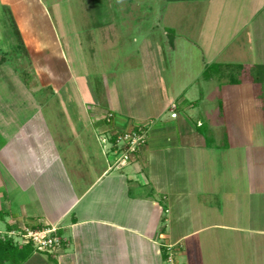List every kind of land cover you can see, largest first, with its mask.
Segmentation results:
<instances>
[{
  "label": "rangeland",
  "instance_id": "rangeland-1",
  "mask_svg": "<svg viewBox=\"0 0 264 264\" xmlns=\"http://www.w3.org/2000/svg\"><path fill=\"white\" fill-rule=\"evenodd\" d=\"M261 1L0 0V154L12 147L23 152L22 142L17 141L20 131H27L30 120H42L56 146L66 150L67 164L79 163L81 154L87 156L106 147V143L99 146L93 135L100 136L101 130L93 129L92 122L103 125V117L98 115L99 119L91 121L89 109L108 96L113 102L118 99L122 108L135 109L155 100L160 88L166 91L165 100L169 89L178 94L186 83L199 79L201 93L207 95L201 104L202 115L220 110L216 88L232 77L251 82L255 70L236 69L232 75L228 71H224L226 75L212 73L213 82L205 81L203 72L211 64L250 62L253 51L246 45L250 30L243 27L240 32V28ZM240 42L245 43L244 50L239 49ZM250 46H256L259 57L261 43ZM253 90L245 93L249 132L254 142L264 143V122L252 108L257 101ZM263 95L264 91L261 98ZM204 116L199 131L210 146L217 139L209 136L222 133L224 123L214 127L213 115L208 119ZM24 161L23 157L22 166ZM91 163L98 167L100 162L95 158ZM4 170L0 160V173L5 176ZM233 176V172H226L214 182H221L223 187H218L219 193L212 189L217 196L211 191L207 194L205 201L210 209H216L217 216L205 219V212L199 215L205 226L218 224L196 236L200 242L208 237L206 244L201 243L203 264H264V199L258 197L256 215L251 218L258 232H248L242 203L223 199L236 197L238 190L240 195H248L247 173L243 170ZM2 180L7 186L11 183L8 177ZM0 192L3 194V189ZM11 208L8 203L0 204V244L6 240L10 218L4 217ZM198 222L193 219L188 229H196ZM184 224L187 228L188 223ZM14 240L13 244L19 245L18 238ZM13 246L3 264H16L20 250ZM46 261L50 263L49 258Z\"/></svg>",
  "mask_w": 264,
  "mask_h": 264
},
{
  "label": "crops",
  "instance_id": "crops-1",
  "mask_svg": "<svg viewBox=\"0 0 264 264\" xmlns=\"http://www.w3.org/2000/svg\"><path fill=\"white\" fill-rule=\"evenodd\" d=\"M262 12L264 0L240 28V32L243 27L250 30L246 45L253 51L250 62L240 66L255 70L254 78L251 82L237 79L238 85L222 83L216 88L222 107L210 112L215 118L200 111L207 95H202L199 79L186 83L178 94L169 89L170 96L165 100L166 91L160 88L155 100L145 101L135 109L122 108L108 92L105 101L89 109L91 121L99 119L98 115L103 117V125L94 121L92 125L101 130L100 136L93 134L97 144L106 143V147L87 156L80 153L79 163L68 164L64 159L66 150L56 146L43 121L28 122L27 131H20L17 137L23 152L12 147L0 154L6 174L0 173V189L4 191L0 192V204L8 203L15 209L11 208L4 218H10L7 227L16 229L54 226L66 240L51 255L53 258L46 254L50 263L41 253L32 252L22 264H165L169 255L174 264H203L201 243L206 244L208 237L200 242L196 236L218 224L205 226L199 215L205 212V219L217 216L216 209H210L205 199L210 191L217 196L223 187L221 182H214L225 177L226 172H233V177L243 170L247 173L248 195L242 196L238 190L236 197L223 199L235 204L239 200L246 213L247 231L258 232L251 218L256 215L258 197L264 199V143L254 142L249 132L245 93L254 88L257 101L252 108L264 122V80L256 75L257 67H264ZM252 43H261L259 57L256 46H250ZM244 44L240 42L239 49L244 50ZM196 82L198 86L193 87ZM107 113L112 114L109 121L105 119ZM202 116L211 118L214 127L224 123L222 133L215 136L208 132L211 139H217L210 146L199 131L203 127ZM138 125H148L146 144L125 165L116 164L118 153L110 146L113 136ZM104 136L111 143L105 142ZM95 158L100 162L98 167L91 163ZM2 177H8L10 185ZM213 188H217L216 193ZM193 219L200 222L199 226L188 229ZM184 223H188L187 228Z\"/></svg>",
  "mask_w": 264,
  "mask_h": 264
},
{
  "label": "built area",
  "instance_id": "built-area-1",
  "mask_svg": "<svg viewBox=\"0 0 264 264\" xmlns=\"http://www.w3.org/2000/svg\"><path fill=\"white\" fill-rule=\"evenodd\" d=\"M111 118V113L105 115L107 121L111 120ZM147 126L138 125L131 130L113 136V143L110 146L118 153L116 164L125 165L131 160L133 155L141 152V149L146 144ZM14 238H18L16 242L19 245L30 244L35 253L48 255H53L65 243L64 238L57 233L55 227L30 229L20 226L17 229L7 231L6 239L15 241ZM167 262L169 264L173 263L171 257H168Z\"/></svg>",
  "mask_w": 264,
  "mask_h": 264
},
{
  "label": "trees",
  "instance_id": "trees-1",
  "mask_svg": "<svg viewBox=\"0 0 264 264\" xmlns=\"http://www.w3.org/2000/svg\"><path fill=\"white\" fill-rule=\"evenodd\" d=\"M189 1H192V0H189ZM193 1H195V0H193ZM15 30H16V33H17V37L19 38L18 31H17V29H15ZM236 69L242 70L243 67L240 66V65H234V64H224V65H222V64H211L204 70L203 76L205 77V79L209 80V79L212 78L211 77L212 73H216V74H222L223 73L224 74V71H228V73L230 75H232L233 70H236ZM256 71H257L256 75H258L262 80H264L263 79L264 73H262V72H264V67H257ZM260 72H261L262 75L260 74ZM224 75H226V74H224ZM257 80H260V79L257 78ZM228 83L231 84V85H238L239 81L232 77L228 81ZM13 229H16V228L7 227V231H10V230H13ZM13 245H15V248L20 250L19 253L17 254L18 258L16 259V261H17L16 264H22L29 257V255L32 252H34V250L32 249L30 244L17 245V244H13L12 239H6L5 243L0 244V264L4 263V260H5L4 257H7L8 253H9L8 250Z\"/></svg>",
  "mask_w": 264,
  "mask_h": 264
}]
</instances>
